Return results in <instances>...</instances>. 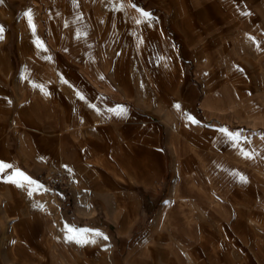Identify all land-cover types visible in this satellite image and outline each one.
Here are the masks:
<instances>
[{"label": "rangeland", "instance_id": "rangeland-1", "mask_svg": "<svg viewBox=\"0 0 264 264\" xmlns=\"http://www.w3.org/2000/svg\"><path fill=\"white\" fill-rule=\"evenodd\" d=\"M254 1L0 2V264H264Z\"/></svg>", "mask_w": 264, "mask_h": 264}, {"label": "crops", "instance_id": "crops-1", "mask_svg": "<svg viewBox=\"0 0 264 264\" xmlns=\"http://www.w3.org/2000/svg\"><path fill=\"white\" fill-rule=\"evenodd\" d=\"M255 3H261L260 2V0H256V1H254ZM76 95V94H75ZM79 94H77V96H75V100H79ZM90 100V99H89ZM104 100H107L106 98L104 99ZM31 105L30 104H25V106H23V113H24V111H30V109H31ZM80 107H83V106H76V105H70V106H68V110L70 109V111H72V109L74 108V110L75 111H78L77 110V108L79 109ZM76 117H75V115L74 116H72V118H71V121H69V124L70 123H74L75 124V122H76ZM95 119L93 118L92 119V121H94ZM33 125L36 123V121L35 120H31L30 121ZM96 123V121L95 122H93V124H95ZM73 124V125H74ZM79 124H81V123H79ZM55 139V144H54V142L52 143V145L50 146L51 147V149H52V152H51V156L53 157V158H55V159H57V160H59V151H57L59 148V146L57 145V142H58V136H57V138H53V140ZM52 140V141H53ZM138 142V141H137ZM175 151V150H174ZM176 155H177V159H179V157H180V153H179V151H177V153H176ZM175 165H176V167L179 165V161H177L176 160V163H175ZM79 169H80V167H78ZM77 167L74 169L75 170V175H76V178H77V180H79V181H81L82 180V177L79 175V169H78ZM137 169H138V167L137 166H133V167H131L129 170H127L128 171V174L130 175V177L131 178H135V174H136V172H137ZM58 194V192L57 191H55V194H52L54 197H56V196H58L57 195Z\"/></svg>", "mask_w": 264, "mask_h": 264}, {"label": "built area", "instance_id": "built-area-1", "mask_svg": "<svg viewBox=\"0 0 264 264\" xmlns=\"http://www.w3.org/2000/svg\"><path fill=\"white\" fill-rule=\"evenodd\" d=\"M71 177L66 169L47 168L42 176V187L47 193L53 194L55 191L70 183Z\"/></svg>", "mask_w": 264, "mask_h": 264}, {"label": "snow or ice", "instance_id": "snow-or-ice-1", "mask_svg": "<svg viewBox=\"0 0 264 264\" xmlns=\"http://www.w3.org/2000/svg\"><path fill=\"white\" fill-rule=\"evenodd\" d=\"M0 2H2V0H0ZM144 15L147 16L148 14H147V13H144ZM25 16H28V17H29V23H31L30 12L25 13ZM2 30H3V29H2V26H0V31H2ZM81 98H83V97H81ZM177 107H179V106L177 105ZM189 119H192V118L189 117ZM193 122L195 123L196 121L193 120ZM238 135H239V134H230V136H231L233 139H236V138L238 137ZM3 167H6V166H5V165H0V170H2ZM21 175H22V174H21ZM25 179H28V178L25 177ZM73 230H74V231H77V232L81 231V230H79V229H73Z\"/></svg>", "mask_w": 264, "mask_h": 264}, {"label": "bare ground", "instance_id": "bare-ground-1", "mask_svg": "<svg viewBox=\"0 0 264 264\" xmlns=\"http://www.w3.org/2000/svg\"><path fill=\"white\" fill-rule=\"evenodd\" d=\"M54 193H55V192H54ZM54 193H53V194H54Z\"/></svg>", "mask_w": 264, "mask_h": 264}]
</instances>
